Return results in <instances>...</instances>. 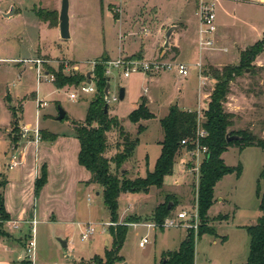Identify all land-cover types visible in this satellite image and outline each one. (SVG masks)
Wrapping results in <instances>:
<instances>
[{
    "label": "rangeland",
    "instance_id": "1",
    "mask_svg": "<svg viewBox=\"0 0 264 264\" xmlns=\"http://www.w3.org/2000/svg\"><path fill=\"white\" fill-rule=\"evenodd\" d=\"M60 4L61 0H0V10H5L9 5L10 9L15 7L20 10L11 19L0 18V57L20 58L0 66V171L6 174L13 172L4 166L6 161L3 156L10 150L13 138L17 137L20 143L22 125L30 124L34 128L38 101L47 103L44 109L39 110L38 133L41 139V130L55 135L68 134L76 125L82 124L92 99L89 96L70 101L68 94L72 91V86L57 89L53 85L54 81L37 84L35 70L30 69L31 64L20 61L40 58L44 61L45 70L50 67L51 71H57L61 61L68 60L66 58L75 59L82 66L80 73L86 75L92 70L91 63L103 60L104 57L113 60L118 56H140L145 61H151L158 59L165 51L164 59L189 66L190 74L187 78H181L175 70L153 76L132 73L126 79L115 73L110 78L109 98L118 97L120 88L125 89V97L122 101L118 99L116 102L106 103L109 117L116 119L121 130L133 139L137 137L139 126L145 128L138 136L139 143L133 157L121 168V173H125L126 178L134 179L144 177L148 168L152 170L159 157L158 142L163 138L159 120L168 114L169 108L173 107L172 103L178 101V109L200 110L203 115L215 84L211 75L213 71L236 65L242 51L264 41V5L243 0L217 2L214 46L201 55V68H196L199 51L194 0H69L70 39L67 41L60 39L56 29L40 27L33 31L21 13L31 16V12L35 15L37 10H43L46 15L57 16L58 23ZM173 26L176 30L171 36L170 48L164 50V34ZM142 28L148 29L147 36L140 34ZM39 45L42 48L40 50L49 54L48 56H43L39 53L40 50L36 53ZM251 67L253 70H246L230 83L224 107L235 116L234 126L230 130H248L264 139V51L251 62ZM199 75L205 78L202 86ZM30 92H38L40 100L27 97L22 102L23 97ZM16 95L22 100L11 103L10 98ZM142 97L146 99L147 107L155 118L132 124L128 118L137 109ZM198 97L201 101L197 100ZM21 103L23 113L20 114ZM8 107L15 109L18 118L16 128V121ZM59 107L66 113V118L62 121L56 120ZM107 138L110 147L108 156L111 152L116 153V145L122 150V137L118 129L107 133ZM29 140H32V134ZM23 143L21 141L17 147H21ZM222 159L227 166H241L242 170L239 177L234 174L225 176L214 188V201L222 198L225 205L221 209L220 203L215 201L203 225L213 228L218 237L203 235L196 238V264H244L248 256L249 237L243 229L234 226L255 225L257 216L260 215L255 191L264 165L263 151L256 147L241 151L239 147L232 146L223 154ZM29 162L33 165V156ZM194 163L192 156L182 148L176 157L172 173L164 178L161 190L152 187L147 193L120 195L118 221L114 226L123 224L128 216H133L134 223H124L128 228L120 251L123 261L117 264L159 263L163 254L179 248L187 235L188 226L185 223L178 224L177 227L151 230L144 225L152 223L150 215L154 207L160 202L164 203L166 196L169 197V204L176 203L169 218L176 219L177 214L183 211L190 216L198 214L199 172L197 174L190 170L195 166ZM51 166L49 174L48 165H45V185L50 176L46 194L49 200L39 208V217L35 219L38 222L25 226L29 237L25 239L24 248L28 247L29 241H34L35 264H74V261H87L94 255H102L107 249L103 246V241H109L107 224L111 222L101 193L98 196L92 191L77 194L71 187L67 196L71 197L70 193L73 191V195L78 198V207L71 206L72 203L60 206V199H55L53 190L57 189V194L61 191V174L56 161ZM40 175L41 169L39 177ZM46 211L59 220L46 222V217L42 216L46 215ZM219 217H224L225 220L219 221ZM87 225H92L95 233L84 241L81 234ZM197 225H200L199 218ZM194 231L196 235L198 230ZM145 236L149 242L144 248H140L139 242ZM222 238L227 239L224 245ZM213 240H217L216 245L211 244ZM60 241L66 242V246L62 247ZM0 243L3 252L4 241L0 240ZM1 258L3 257L0 260ZM22 262L25 260L20 258L14 264Z\"/></svg>",
    "mask_w": 264,
    "mask_h": 264
},
{
    "label": "trees",
    "instance_id": "2",
    "mask_svg": "<svg viewBox=\"0 0 264 264\" xmlns=\"http://www.w3.org/2000/svg\"><path fill=\"white\" fill-rule=\"evenodd\" d=\"M51 15H46L43 10L35 12V16L41 22L47 23L50 28L57 27V16ZM263 51L264 41L257 42L240 53L239 61L236 65L225 66L221 71L216 70L211 74L215 84L207 103V109L203 112L202 124L207 135L200 141V144L205 146L208 152L199 169L197 207L200 225L197 229L198 232L195 235L193 229H187V235L180 243L179 248L176 251L163 254L161 261L155 264H194L196 238L199 239L203 235L218 237L213 228L207 227L206 224L203 225L208 219V211L215 202L214 188L223 177L233 174L239 177L242 170L241 166L229 167L224 163L222 155L228 148L237 146L242 151L245 148L256 147L264 153V139L258 138L248 130H230L234 126L235 116L233 113L227 112L224 107L229 94L230 83L245 73L246 70H253L251 62ZM134 58L141 59L140 56H134ZM105 60H107L106 57L101 61ZM46 69L54 75L53 85L57 89L65 86H76L86 79L84 75L69 77L62 75L60 65L57 71H51L50 67ZM94 76L96 78V93L88 104L84 122L73 128V136L79 143L78 164L90 175L89 180L85 184L97 186L101 190L103 204L110 214V222L115 224L118 221V200L121 194L147 193L152 187L158 190L163 188L164 178L172 173L176 157L180 149L183 148L181 141H192L195 137L197 113L196 111H182L177 108L178 106L170 107L168 114L159 120L163 138L158 143L160 145V154L153 170H147L144 177L128 179L125 177V173H121V168L124 163L133 157L139 143L138 136L144 132L145 128L139 126L137 137L133 139L121 130L120 124L116 119L109 117L108 113H104V107L107 105L103 101V95L107 85V78L104 77L101 65L95 67ZM8 109L11 111L12 118L16 121L14 123L16 128L18 118L16 117L15 109L14 107H8ZM154 118L155 116L147 107L146 99L142 97L137 109L130 114L128 120L132 124H137L139 121H149ZM114 129H118L122 137V150H119L120 146L116 145L114 156L107 158L110 148L107 133ZM40 134L41 140L44 142H53L57 138V135L49 134L43 130L40 131ZM233 136L238 137V139L227 141L229 137ZM11 143L15 150L19 139L15 137L11 140ZM192 148V145L188 144L185 149L190 151ZM112 166H114V171H112ZM46 176L45 165H43L41 167V175L36 178L34 183V198L38 197L40 190L45 185ZM0 177L2 178L0 182V238L8 239L10 236L4 227L10 221L4 207V189L7 185V180L2 175ZM255 195L259 202L258 210L261 215L255 225L243 228L249 237L248 256L244 264H264V165L258 177ZM165 199L166 201L156 206L151 213L152 215H150L151 222L158 229L162 228L164 220L169 217L173 208L176 207V203L173 202L170 209H167L170 200L168 196ZM132 218L133 216H128L123 224L108 228V233L111 237L110 248L105 251L103 257L94 256L90 259L89 264H117L123 261L120 251L126 239L128 228L126 224L134 223ZM222 220H225L224 217L219 219V221ZM224 241L225 238H222V242ZM23 263L31 264L26 260Z\"/></svg>",
    "mask_w": 264,
    "mask_h": 264
},
{
    "label": "crops",
    "instance_id": "3",
    "mask_svg": "<svg viewBox=\"0 0 264 264\" xmlns=\"http://www.w3.org/2000/svg\"><path fill=\"white\" fill-rule=\"evenodd\" d=\"M12 8L14 9V15L12 17H15L17 15V12L20 10H16L15 7H12ZM9 11H10V5L7 6L5 10H0V18L5 19V20L11 19L12 17L5 18L4 16ZM21 13H23V16L25 17V20L27 21L28 26L34 29L33 31L38 30L40 27L41 28L46 27L48 29H56L58 30V33H59L58 26L54 28H50L47 23L41 22L35 15L32 14V12H31V16L25 15V12H21ZM69 31H70V16H69ZM38 43H39V37H38ZM40 49L42 48L39 45L36 48L37 50L36 53H38ZM39 53H41L43 56L49 55V54L43 53L41 50ZM107 55L108 57H110L109 54ZM17 59H20V58L0 57V66L3 63L13 62V61H16ZM66 59L72 62L79 61V60L69 59V58H66ZM9 92L10 91H7V93ZM205 96L206 95H204V97ZM27 97L33 98L35 101L39 99L38 92H30V94H26L23 97V100L22 98H20L19 95H16V97L10 98V99H11V103H14V101L16 100H22L23 102ZM201 98H202V91H201ZM197 100L201 101L199 97L197 98ZM21 105H22L21 113H23V104L21 103ZM201 105L202 104H200V106ZM191 110H192L191 108H186L182 111H191ZM20 119L22 121L23 119L22 115ZM20 143H21V140H20ZM20 143H18V145ZM78 153H79V143L73 136V130L69 131L68 134L57 135L56 140L53 142H44L41 140L38 144H34L32 142L24 141L21 147H17L12 152L11 156L16 157V160L18 161V164L13 169L10 170L13 173L6 174L0 171V174L4 176L7 180V185L5 186V189H4V207L10 218V221H8L4 225L6 232L8 233L10 237L8 239L0 238L2 242L4 241L3 243L4 248L2 247L4 251L1 252V249H0V257H3L0 260V264H14L16 261H18L21 258L22 252L25 249L23 246L25 245V242H26L25 239L29 237V231L25 229V226L31 223L34 224L38 222L35 219H38L39 217V208L40 207L42 208V206L47 203L46 201L49 200L48 198H46L47 196L46 194L48 193L47 188H48V184L50 183V176H49V180L47 184L40 190L38 197L34 198V183H35L36 178L39 177V170L41 169L43 165H48V170L50 174V171L52 168L51 165L53 161H56L57 163V169L59 173L61 174V179H60L61 180V185H60L61 191L58 192L59 194L58 196L57 194L58 190L54 188L53 196L55 197V199H57V197L58 199H60L59 201L60 206H68V204L72 203L71 206H75L76 208L78 207V198L76 195L75 196L73 195L74 190L77 192V194L79 193L86 194L88 193V191H92V192H96L95 193L96 196L100 195V193L102 195L101 190L96 189L98 188L97 186L85 184V182L89 180L90 175L83 167H81L78 164V161H77ZM114 154L115 153L111 152L109 156L107 155V158L113 157ZM32 156H33V165L31 162H29ZM50 156H51V160H50ZM3 159L4 161H6L4 162V166H6V168L8 169V164L11 160V157L9 158V151L4 154ZM147 170H149V168ZM152 170H149V171H152ZM68 184L70 187L68 186ZM71 187L73 191H71L70 193L71 197H68L67 196V194H69L68 189H70ZM63 196L64 198H62ZM215 201L220 203L221 209L225 205V203L222 202L223 201L222 198H219V200L217 199ZM159 204H157L156 206H158ZM27 207L29 209H27ZM50 214L51 213L49 211H46V215H42L43 217H46L45 221L46 222H49L51 220L57 221L58 218ZM260 215L257 216V219L260 217ZM234 227L243 229L244 227H246V225H236ZM222 243L223 245L226 244L227 239H225V241ZM211 244L216 245L217 240H213ZM6 245H9V246H6ZM110 245H111V237L109 236V241L107 240L103 241V246L105 247V249L106 248L108 249ZM5 248H7L8 250L6 251ZM106 250H104V253ZM7 254L9 255L7 256ZM103 254L94 255V256L103 257ZM89 260L74 261V264H82V263L89 264ZM194 264H196L195 258H194Z\"/></svg>",
    "mask_w": 264,
    "mask_h": 264
},
{
    "label": "built area",
    "instance_id": "4",
    "mask_svg": "<svg viewBox=\"0 0 264 264\" xmlns=\"http://www.w3.org/2000/svg\"><path fill=\"white\" fill-rule=\"evenodd\" d=\"M219 0H194L195 2V17L198 20V29H197V49L199 51V61L196 64V68H201V55L205 53L208 49H212L214 46V37L217 32L216 25V4ZM248 3H252L255 5H264V0H243ZM140 34L142 36L148 35V29L142 28L140 30ZM23 64H31L30 69L35 70L36 82L40 84L42 82H53L55 77L52 73H49L44 68V61L40 58H35L33 60H24L20 61ZM62 68V75L64 76H75V75H84L85 78L88 74H90L89 83L87 82V78L85 81L81 82L78 85L72 86V91L68 94V99L70 101H76L81 97H89L93 96L96 93V78L94 76V69L97 65H101L103 67L104 77L107 78V83L109 84L110 78L118 73L120 78L126 79L131 76L132 73H142L150 76L159 75L161 73L175 70L177 74L181 78H187L190 74V68L188 65H185L181 62H177L175 60H166L164 56L158 59L145 61L143 59H135L132 57H122L118 56L113 60H105V61H94L91 63V72L88 74H81L80 69L82 66L78 62H72L70 60H63L59 64ZM58 65V66H59ZM200 80V85L202 86V80H205L201 75L198 76ZM110 89V86H109ZM147 90H144L146 93ZM118 100L117 96H112L109 98L108 94L103 95V101L105 103L116 102ZM107 105V104H106ZM47 106L45 101L37 102V111H36V120L33 126L23 125L21 128V141L32 142L34 144H38L40 142V136L38 133V123H39V110L44 109ZM197 113V127L195 132V137L192 141L183 140L181 141V146L183 149L186 148L188 144L192 145V150L187 151L188 155L192 156L195 160V166H193L191 172H195L198 174L200 166L204 161L207 155V148L200 144V141L206 137V132L202 127L203 124V115L200 110L196 111ZM30 134H32V140H29ZM18 164L16 157L11 156V160L8 164V169H13ZM193 164V165H194ZM198 223V214L189 215L188 212L183 211L177 214L176 219L167 217L163 224L162 228H172L177 227L178 224L185 223V226L188 229L197 230ZM108 227L114 226L113 223H108ZM136 226V225H135ZM144 227L148 229H158L154 223L146 224ZM95 233V229L92 225H87L81 234L82 240H88ZM148 237L145 236L139 242V247L144 248V246L148 243ZM22 260H26L31 264H35V244L34 241L31 240L28 243V247H26L21 255Z\"/></svg>",
    "mask_w": 264,
    "mask_h": 264
},
{
    "label": "water",
    "instance_id": "5",
    "mask_svg": "<svg viewBox=\"0 0 264 264\" xmlns=\"http://www.w3.org/2000/svg\"><path fill=\"white\" fill-rule=\"evenodd\" d=\"M14 15V9L11 8L10 11L4 15L5 18H10ZM58 29H59V35H60V39L67 41L70 39V33H69V0H61V4H60V11H59V16H58ZM176 30V27H170L167 32L164 34V45L163 48L164 50H169L170 48V39L171 36L173 35L174 31ZM165 51L161 54V58L164 56ZM87 82L89 83V79H90V74L87 75ZM109 91V84L107 83L105 90H104V94H108ZM125 97V89L124 88H120L119 92H118V99L119 101H122ZM172 106L175 107L177 106V101H174L172 103ZM104 113L107 114L108 110H107V106L104 107ZM66 113L63 109H61L60 107L58 108V116L56 118L57 121H62L65 117ZM238 137L233 136V137H229L227 139V141H232V140H237ZM14 150V146L11 145V148L9 150V158L11 157L12 151ZM172 206V204H169L167 206V209H170V207ZM62 247L66 246V243L63 241H60Z\"/></svg>",
    "mask_w": 264,
    "mask_h": 264
}]
</instances>
